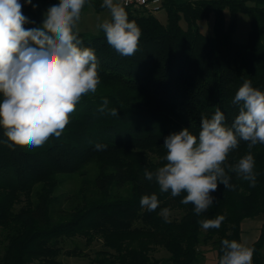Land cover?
Here are the masks:
<instances>
[{"label":"trees","instance_id":"16d2710c","mask_svg":"<svg viewBox=\"0 0 264 264\" xmlns=\"http://www.w3.org/2000/svg\"><path fill=\"white\" fill-rule=\"evenodd\" d=\"M20 3L30 29L40 27L44 10L59 0ZM90 3L107 10L101 0ZM123 6L141 30L138 51L125 57L103 31L79 32L81 46L95 52L101 82L76 105L61 137L13 150L0 127V264H61L66 240L77 237L87 244L102 240L92 264H202L209 245L219 264L221 241L241 242L242 222L259 216L253 264H264V145L252 149L255 187L230 173L235 188L218 185L213 204L199 215L193 204L180 203L186 193L160 192L143 175L166 163V137L185 128L198 136L201 117L210 119L217 107L231 126L239 107L232 101L244 81L264 91V0H162L166 23L146 8ZM241 13L250 24L245 42L233 39ZM211 15L212 30L204 33L199 22ZM104 98L118 116L97 111ZM97 144L107 147L98 151ZM246 153L240 141L227 162ZM69 179L76 188L64 202L57 191ZM152 194L160 204L149 212L140 200ZM163 208L180 216L166 223ZM219 215L225 217L220 228L201 227L200 221ZM161 248L166 259L154 256ZM66 253L86 255L77 246Z\"/></svg>","mask_w":264,"mask_h":264},{"label":"clouds","instance_id":"9594fccd","mask_svg":"<svg viewBox=\"0 0 264 264\" xmlns=\"http://www.w3.org/2000/svg\"><path fill=\"white\" fill-rule=\"evenodd\" d=\"M32 4V0H25ZM90 0H59L51 6L40 27L26 29L30 23L22 12L20 0H0V127L7 138L3 143L13 149L43 146L51 137H61L70 116L82 97L96 93L100 84L99 64L90 47H82L78 24ZM34 8L36 5H32ZM110 19L96 24L107 43L120 55L133 56L139 47L141 30L130 21L125 7L118 0H103ZM232 103L238 115L231 126L225 125V114L216 108L211 118L201 117L200 131L194 135L188 128L165 138L166 163L155 172L144 170V178L155 181L160 192L172 197L186 193L181 204H193L197 215L214 201L218 185L234 189L230 173L255 187L257 173L252 149L264 145V91L250 80L238 88ZM109 101L97 109L100 113L118 116ZM240 141L247 144V153L235 164L228 163L229 154ZM98 151L107 145L97 144ZM156 194L143 195L142 208L149 212L159 207ZM166 223L171 210L160 211ZM223 215L200 221L203 229L220 228ZM219 264H253L254 249L236 240L221 241Z\"/></svg>","mask_w":264,"mask_h":264},{"label":"rangeland","instance_id":"374dc122","mask_svg":"<svg viewBox=\"0 0 264 264\" xmlns=\"http://www.w3.org/2000/svg\"><path fill=\"white\" fill-rule=\"evenodd\" d=\"M161 7L158 10H155L154 13H157V17L163 23L167 22V13L164 8ZM161 9V10H160ZM47 10H44L43 19L45 18V14ZM238 27L233 34V39L238 42H245L248 37V31L250 28L249 24V17L247 14H239L238 15ZM110 14L108 10L98 11L93 6L88 7L87 10L81 13V20L78 24L80 29L79 32H90L96 33V24L99 21L104 19H109ZM214 23V16L211 15L209 19L203 20L199 22L200 28L204 33L210 32L212 30ZM183 27H186V24L182 22ZM74 188H76V184L73 180H66L63 186L57 191L60 199L65 202L66 198L69 197L72 193ZM180 214L178 212H171L170 217H179ZM248 222H258L262 221V217H256L253 219H248ZM79 247L80 250L83 251L86 255H72L69 256L66 252L69 250H73L75 247ZM102 249V240H95L92 244H87L86 239L83 237H77L75 239H67L66 243L64 244L63 254L59 256V260L61 264H92V259L95 257L96 252ZM206 255L208 254L209 259L213 260L216 257V250L212 245L209 247L204 248ZM263 254H264V247H263ZM154 256L161 259H166L169 254L164 249H158ZM164 264V263H163Z\"/></svg>","mask_w":264,"mask_h":264},{"label":"crops","instance_id":"0c3cea01","mask_svg":"<svg viewBox=\"0 0 264 264\" xmlns=\"http://www.w3.org/2000/svg\"><path fill=\"white\" fill-rule=\"evenodd\" d=\"M178 1H196V0H178ZM248 219H253V218H247L241 224V228H242L241 243L247 247L252 248L253 244L258 240L261 234L263 220L262 221L258 220V222H248L249 221ZM216 261H217L216 257L213 260H211L209 259V256L207 254L205 255V259L202 262V264H216Z\"/></svg>","mask_w":264,"mask_h":264},{"label":"built area","instance_id":"2783aa9c","mask_svg":"<svg viewBox=\"0 0 264 264\" xmlns=\"http://www.w3.org/2000/svg\"><path fill=\"white\" fill-rule=\"evenodd\" d=\"M118 2L133 8H146L152 12L158 10L162 3L161 0H118Z\"/></svg>","mask_w":264,"mask_h":264}]
</instances>
